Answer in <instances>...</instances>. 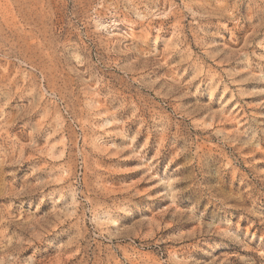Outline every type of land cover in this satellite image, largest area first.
Segmentation results:
<instances>
[{"label":"rangeland","instance_id":"1","mask_svg":"<svg viewBox=\"0 0 264 264\" xmlns=\"http://www.w3.org/2000/svg\"><path fill=\"white\" fill-rule=\"evenodd\" d=\"M0 264H264V0H0Z\"/></svg>","mask_w":264,"mask_h":264}]
</instances>
